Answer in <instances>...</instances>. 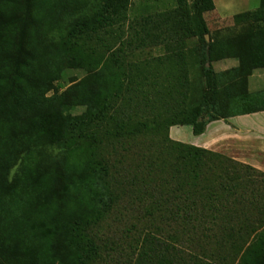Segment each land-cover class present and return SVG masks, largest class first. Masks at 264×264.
Here are the masks:
<instances>
[{
  "label": "trees",
  "instance_id": "trees-1",
  "mask_svg": "<svg viewBox=\"0 0 264 264\" xmlns=\"http://www.w3.org/2000/svg\"><path fill=\"white\" fill-rule=\"evenodd\" d=\"M133 1L0 0V264H78L76 225L98 185H84L94 173L72 159L81 146L66 148L61 157L47 152L76 123L67 113L71 106L104 120L110 138L161 140L157 158L143 157L152 172L158 168L152 180L159 179L170 194L155 201L169 211L164 218L175 226L215 231L221 264H264V193L220 159L264 172L176 140L170 132L172 126L189 125L200 135L211 121L264 111V88H250L255 69L264 68V0L234 16L256 27L212 40L206 38L205 14L215 9L214 0H178L158 18H136V31L166 27L197 37L199 47L190 53L204 65L207 81L197 103L186 80L180 87L172 82L163 87L158 72L138 63L124 65L115 53H98L96 35L100 39V32L126 22ZM177 47L187 78L184 41ZM229 58L238 64L217 72L213 63ZM77 69L84 76L66 85V72ZM190 258L183 264H215Z\"/></svg>",
  "mask_w": 264,
  "mask_h": 264
},
{
  "label": "rangeland",
  "instance_id": "rangeland-1",
  "mask_svg": "<svg viewBox=\"0 0 264 264\" xmlns=\"http://www.w3.org/2000/svg\"><path fill=\"white\" fill-rule=\"evenodd\" d=\"M191 1L186 0V3ZM214 1L215 9L205 14L210 28V34L206 35L207 40L237 34L247 30L249 26L258 25L256 22H244L245 20L236 22L234 16L256 9L260 0ZM177 6L178 0H134L126 22L107 32H100V39L96 35V48L98 53L105 56L113 53L120 55L119 60L124 65L126 62L138 63L148 71L158 72L160 79L156 80L162 82L163 87L169 86V82L177 83L180 87L182 81L186 80L189 94L197 103L207 88L204 65L190 53L194 47H199L197 37L184 35L185 32L175 33L176 28L173 30L156 27L151 28L149 33L133 28L137 17L150 15L158 18L157 15L161 12L167 13ZM101 39L106 45L102 44ZM178 40L185 43L183 56L187 78L180 70L183 64L178 62V54L175 55L174 52L180 51L177 47ZM141 41L143 45L139 47ZM237 64L236 59L229 58L215 62L213 66L220 72ZM109 65L117 66L113 62ZM84 74L83 69L68 70L65 75L66 85L72 80L81 79ZM167 74L169 78L165 79ZM250 88H264V68L255 69L250 77ZM159 107L162 108V104ZM67 113L75 118L76 123L67 130L61 142L50 143L47 152L52 157H61L66 148L81 146L72 159H78L94 173L91 179L84 181V185L90 182L94 186L98 185V192L93 195L92 202L85 211L86 216L76 225L74 236L81 255L78 264H183V260L189 257L191 261L196 258L221 264L223 254L222 258L217 257L219 244L212 236L215 231L198 229L197 232L196 229L175 226L174 222H169L171 218H164L170 215L168 210L165 211V206L155 204L161 193L167 197L170 194L159 179L152 180L150 174L157 173L158 168L152 172L143 154L149 158H157L158 152L163 148L161 140L149 136L135 139L110 138L106 134L105 121L96 115L87 114L85 107L71 106ZM260 118L264 120V112L257 116H246L243 120L253 122ZM172 128L177 131L180 141L195 144L201 139V136L193 133L189 125H176ZM232 147L228 146L227 151L222 152L236 158H244L246 154L248 156V152L232 150ZM220 160L229 171L242 173L243 181L254 180L255 187L264 193L262 172L237 167L225 159ZM18 167L16 165L12 173ZM224 250L232 256L229 247Z\"/></svg>",
  "mask_w": 264,
  "mask_h": 264
},
{
  "label": "crops",
  "instance_id": "crops-1",
  "mask_svg": "<svg viewBox=\"0 0 264 264\" xmlns=\"http://www.w3.org/2000/svg\"><path fill=\"white\" fill-rule=\"evenodd\" d=\"M263 112L259 111L211 121L208 123L206 131L197 135L201 136V139L194 145L217 152L227 151L226 147L228 146H233L232 150L246 151L248 156L246 154L244 158L232 157L264 172V120L262 118L253 122L243 120L246 116H257L263 114ZM172 129L170 131L171 136L179 140L177 131L174 128Z\"/></svg>",
  "mask_w": 264,
  "mask_h": 264
}]
</instances>
